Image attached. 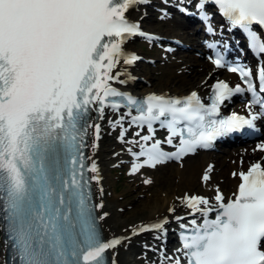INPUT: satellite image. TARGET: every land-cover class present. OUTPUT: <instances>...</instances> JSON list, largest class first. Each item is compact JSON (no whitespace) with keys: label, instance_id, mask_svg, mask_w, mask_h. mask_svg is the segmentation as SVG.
I'll list each match as a JSON object with an SVG mask.
<instances>
[{"label":"snow or ice","instance_id":"6c2138e0","mask_svg":"<svg viewBox=\"0 0 264 264\" xmlns=\"http://www.w3.org/2000/svg\"><path fill=\"white\" fill-rule=\"evenodd\" d=\"M148 3L0 0V235L4 237L0 243L8 254L5 264H115L110 250L121 246L123 239H102L98 221L108 214L95 215L94 209L104 205L92 203L91 186L101 177L95 161L86 163L91 156L86 158L84 151L91 137V148L99 147L101 127L94 120L103 119L106 108L126 109L129 127L140 129L134 133L139 141H125L124 116L110 122L122 129V142L139 145V152L128 149L138 161L144 158L133 165V173L180 161L197 149L210 148L220 137L256 130V122L264 119V60L255 74L251 68L230 67L244 86L217 82L207 106L196 92L184 99L153 94L141 100L113 87L114 81L125 82L120 80L123 73L115 71L121 61L133 65L140 59L127 53L124 45L133 37L150 38L127 15ZM209 4L232 28L243 31L254 53L264 55L260 35L264 0H199L196 6L205 22ZM213 63L225 66L222 57ZM243 93L251 96L245 105L248 116L232 113L217 118L226 101ZM157 123L169 133L165 141L154 140ZM145 127L149 134L141 135ZM164 142L176 151L166 152ZM259 148L264 151V144ZM239 175L238 194L228 202L218 190L215 205L202 196L184 197V205L192 210L189 214L199 213L202 220L197 224L192 219L191 227L181 225L182 243L176 249L180 255H164L165 261L264 264V167L255 163ZM209 179L206 173L203 180ZM213 213L215 218L210 219ZM166 223L167 219L139 231H163Z\"/></svg>","mask_w":264,"mask_h":264},{"label":"bare ground","instance_id":"6f19581e","mask_svg":"<svg viewBox=\"0 0 264 264\" xmlns=\"http://www.w3.org/2000/svg\"><path fill=\"white\" fill-rule=\"evenodd\" d=\"M128 14L133 19L141 20L148 31L179 38L189 44L190 47L189 53L176 55V52H173L172 55L166 49L174 47V43L167 41L159 46L160 52L157 60L163 63L161 72L164 76L157 78L156 81L153 76L149 75V67H145V74H141L138 66L126 65L122 60L121 66L115 71L123 73L120 80L125 82L114 81L113 84L116 86L144 95L180 97L198 92L201 97L208 93L214 79L225 76L232 80V75H223V70L216 68L201 52L197 42L198 31L190 33L191 30L184 29L183 23L178 19L167 16L165 18L161 16L166 27H155L152 25L153 18L148 14L144 5L137 6ZM124 48L126 52L137 50L131 41L127 42ZM180 51L181 49L178 50V52ZM121 115L126 117L122 112H115L106 108L103 119L97 118L94 121L99 123L101 127L99 147L95 150L91 148L90 145L94 137L90 138L88 147V156H91L90 163L96 162L101 177L99 183L94 181L97 205L100 203L104 205L103 208H98L99 216H103L104 213L108 214L101 220L103 232L107 238L125 237L121 246L110 250L111 259L115 260V264H170V261L164 260V255L172 257L178 256L180 253L176 252L177 248L170 249L169 246L162 249V246L168 243L159 241L157 236L161 234L164 237L171 234L172 226L179 221L176 217L191 212L183 203L184 197L203 194L213 200L212 196L217 188L223 189L227 197L230 196L235 192L239 172L247 170V166L257 158H262L264 162V151L256 149L252 151L248 143H244L230 148L218 146V151H200L191 156H186L180 163H175L173 169L167 170L164 175H159L156 178V182H154L156 189L148 193L145 199L141 202H133V206H130L129 201H120V198L125 194L124 191L118 193L112 189L115 188L110 172L112 164L123 160L129 161L127 166L130 168V173L135 176L130 189L134 191L139 190L140 181L149 180V176H152L145 174V169L151 170V168L144 167L138 172H132L133 165L143 161L141 159L139 161L134 160L128 154V149L135 150L138 144L122 142L119 139L122 129L114 128L110 123L118 120ZM126 125L127 123H125ZM136 131L135 128L129 130L127 132L129 134L124 138L125 141H139V137L134 135ZM241 158L242 161L240 162L239 159ZM211 162H215L213 168ZM170 165L165 164L164 166L167 168ZM159 166L161 165L156 166V168ZM209 168H211L210 172H208ZM206 173L210 176L208 181L203 180ZM233 173L236 175L234 176ZM139 192L141 191H137V193ZM127 206L132 209L128 214H123L121 209ZM170 208H175V211L170 212ZM165 219L168 223L165 224L163 231L144 232L140 235L135 233L144 224ZM0 241H2V235H0ZM172 241L177 243V240ZM5 261L6 251L0 243V264H5Z\"/></svg>","mask_w":264,"mask_h":264},{"label":"rangeland","instance_id":"374dc122","mask_svg":"<svg viewBox=\"0 0 264 264\" xmlns=\"http://www.w3.org/2000/svg\"><path fill=\"white\" fill-rule=\"evenodd\" d=\"M147 12H149L153 18L152 25L155 27H166L165 21H161L157 13L152 11L151 8H145ZM154 13V15H153ZM162 35V34H161ZM164 36V35H162ZM166 36V35H165ZM169 36V35H168ZM167 36V37H168ZM135 47H137V51H139L147 61L142 60L137 66V68L140 70L141 74H145L144 70L145 67H149L148 70H150L149 75L153 76L156 81L157 78H162L164 75L162 74V64L157 60V56L159 55L160 52V47L157 43H154L153 45H148L147 43L143 41H135L133 43ZM185 51H176V55H182L184 54ZM188 53V52H187ZM173 55V54H172ZM150 60L151 62H149ZM162 67V68H161ZM141 79H143L141 77ZM158 80V79H157ZM128 163H113L111 166V175H112V181L114 182V186L112 189H115L116 192L121 193L124 191L123 197L120 198V201H129L130 206H133V202H141V200L146 198V195L153 190L156 189V185L154 182H156V178H158L159 175H164V173L169 170L173 169L176 164H171L169 167L165 168V166H159V168H154V169H145V174L151 175L152 177L149 176V179L152 181L151 184H146L143 181L139 182V190L141 191L137 193V191H134L130 189L131 184L134 182L135 176L130 173V168L127 166ZM211 167H214V163L211 165ZM154 176V177H153ZM132 208L127 206L125 208L121 209V212L123 214H128ZM142 242L144 240H141ZM173 244V243H172Z\"/></svg>","mask_w":264,"mask_h":264}]
</instances>
